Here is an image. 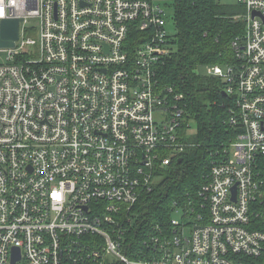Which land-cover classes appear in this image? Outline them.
<instances>
[{
	"label": "built area",
	"instance_id": "built-area-1",
	"mask_svg": "<svg viewBox=\"0 0 264 264\" xmlns=\"http://www.w3.org/2000/svg\"><path fill=\"white\" fill-rule=\"evenodd\" d=\"M233 1L234 60L204 73L224 82L234 135L200 211L174 208L156 254L132 260L131 210L191 135L158 78L168 0H0V23L21 20L0 49V264H264V0Z\"/></svg>",
	"mask_w": 264,
	"mask_h": 264
},
{
	"label": "trees",
	"instance_id": "trees-1",
	"mask_svg": "<svg viewBox=\"0 0 264 264\" xmlns=\"http://www.w3.org/2000/svg\"><path fill=\"white\" fill-rule=\"evenodd\" d=\"M175 35L172 51L158 70L163 85L182 95L185 123L195 127L181 154L157 173L161 180L132 208V233L128 234L132 260L151 259L156 254L151 238L171 231L174 208L195 207L212 164L222 159L234 135L228 124L229 97L223 95L224 82L207 76V65L224 66L234 60L231 43L243 33L241 7L223 5L215 0H173ZM184 123V124H185Z\"/></svg>",
	"mask_w": 264,
	"mask_h": 264
},
{
	"label": "water",
	"instance_id": "water-1",
	"mask_svg": "<svg viewBox=\"0 0 264 264\" xmlns=\"http://www.w3.org/2000/svg\"><path fill=\"white\" fill-rule=\"evenodd\" d=\"M21 20L19 19H5L0 23V49L13 48L15 42L18 40L19 36V24ZM225 96V94L223 93ZM181 158L178 163L181 162ZM233 194L235 188L232 189ZM16 259V258H15Z\"/></svg>",
	"mask_w": 264,
	"mask_h": 264
},
{
	"label": "rangeland",
	"instance_id": "rangeland-1",
	"mask_svg": "<svg viewBox=\"0 0 264 264\" xmlns=\"http://www.w3.org/2000/svg\"><path fill=\"white\" fill-rule=\"evenodd\" d=\"M169 4V7L167 8L166 10V13L168 15L167 19H166V32L168 35H170V38H173L174 35H175V27H174V19H173V15H174V9L172 7V4H173V1L172 0H168L167 2ZM234 4V1L232 0L230 3H227V4H223V5H232ZM240 11L239 13L242 15L244 13V10L239 8ZM243 24V28H244V23ZM30 25H34V24H26V26H30ZM3 50H0V63H4L5 62V58H6V53L2 52ZM221 69L222 70H225V68L223 66H221ZM204 72V70H202V73ZM204 74V73H203ZM195 133V127L193 125V128L190 129L189 131V134H194ZM161 180V177L159 178V181L160 182ZM172 218L178 220V221H181L182 219V212L180 210L178 211H173L172 213Z\"/></svg>",
	"mask_w": 264,
	"mask_h": 264
}]
</instances>
